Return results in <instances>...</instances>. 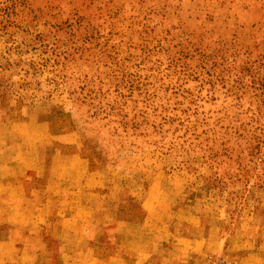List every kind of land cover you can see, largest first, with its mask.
<instances>
[{
    "label": "rangeland",
    "instance_id": "1",
    "mask_svg": "<svg viewBox=\"0 0 264 264\" xmlns=\"http://www.w3.org/2000/svg\"><path fill=\"white\" fill-rule=\"evenodd\" d=\"M0 119L200 215L227 243L194 264H264V0H0Z\"/></svg>",
    "mask_w": 264,
    "mask_h": 264
},
{
    "label": "crops",
    "instance_id": "2",
    "mask_svg": "<svg viewBox=\"0 0 264 264\" xmlns=\"http://www.w3.org/2000/svg\"><path fill=\"white\" fill-rule=\"evenodd\" d=\"M73 135L44 120L0 119V264H194L192 255L225 252L227 240L200 215L170 211L150 188L140 210L123 208L80 166Z\"/></svg>",
    "mask_w": 264,
    "mask_h": 264
}]
</instances>
